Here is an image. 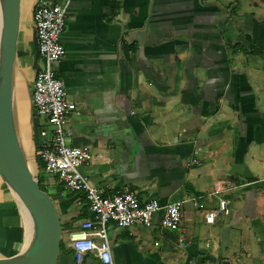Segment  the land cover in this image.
<instances>
[{
    "label": "crops",
    "instance_id": "1",
    "mask_svg": "<svg viewBox=\"0 0 264 264\" xmlns=\"http://www.w3.org/2000/svg\"><path fill=\"white\" fill-rule=\"evenodd\" d=\"M52 1L65 2L66 9L64 54L53 67L75 105L64 123L67 139L91 152L81 171L103 193L129 187L141 201L181 202L177 229L160 226V211L147 226L110 223L112 264H218V250L224 254L231 241L216 225L218 234L209 229L200 244L203 230L194 210L197 201L216 203V194H209L214 190L229 199V212L222 215L233 212L218 219L224 231L244 216L263 230L264 0ZM34 2L19 0L11 101L16 138L40 180L36 152L44 139L35 125L43 119L30 102ZM117 148L126 154L113 158ZM42 180L60 221L54 264H104L88 252L78 261L65 244L67 230L91 215L82 191H69L47 175ZM0 182L23 222L15 248L0 253L7 256L24 248L25 219L11 189ZM1 223L0 216L3 233ZM243 227L229 233L248 240L234 264H264V254L248 253Z\"/></svg>",
    "mask_w": 264,
    "mask_h": 264
},
{
    "label": "built area",
    "instance_id": "2",
    "mask_svg": "<svg viewBox=\"0 0 264 264\" xmlns=\"http://www.w3.org/2000/svg\"><path fill=\"white\" fill-rule=\"evenodd\" d=\"M65 14V2L52 0H35L31 11L38 61L36 59L30 101L35 113L52 125L50 136L37 149L36 158L43 174L59 181L69 191H83L87 199V209L91 215L67 230L66 246L73 250L78 261L88 252L101 263L112 264L107 238L110 223L123 228L133 224L147 226L152 215L160 211V226L177 229L181 218V202L168 201L161 204L154 197L141 201L137 191L129 187L103 193L81 171L80 166L88 161L91 152L86 146L68 142L64 123L75 105L66 97L63 82L53 67L54 62L64 54L60 34ZM191 162H196V159ZM40 181H43L42 178ZM212 193L216 194V206L203 209V219L207 223H212L218 213L229 212V199L217 195V190L209 192ZM195 204L198 208L206 205L201 201Z\"/></svg>",
    "mask_w": 264,
    "mask_h": 264
},
{
    "label": "water",
    "instance_id": "3",
    "mask_svg": "<svg viewBox=\"0 0 264 264\" xmlns=\"http://www.w3.org/2000/svg\"><path fill=\"white\" fill-rule=\"evenodd\" d=\"M19 25V0H2L0 14V177L35 219L37 241L29 252L0 255V264H54L60 244V221L57 208L28 168L16 138L12 119V69ZM33 65L37 44L33 34ZM31 102V101H30ZM117 153L125 155L118 148Z\"/></svg>",
    "mask_w": 264,
    "mask_h": 264
},
{
    "label": "rangeland",
    "instance_id": "4",
    "mask_svg": "<svg viewBox=\"0 0 264 264\" xmlns=\"http://www.w3.org/2000/svg\"><path fill=\"white\" fill-rule=\"evenodd\" d=\"M0 14H1V11H0ZM20 14L22 15V6H20ZM21 31H22V28H20V32L18 35V40H17L18 46L21 42V40H20ZM37 61H38V59H37ZM30 90H31V86H30ZM51 128H52V125L50 123H47L44 120L39 125H35L37 135H39L43 139L48 138L50 136ZM37 162H38V160H37ZM38 164H39L40 170H41L42 169L41 165L39 162H38ZM33 175L36 177H37V175L40 176V174L36 175L35 173ZM42 178L45 179L44 174L42 175ZM41 182L42 181H39L41 188H43L44 185H42ZM4 188H7V187L2 182H0V196L4 197V198H2L3 201L0 202V216L2 217V223L1 224L5 225L3 233L0 232V253H6L9 250L15 248L16 242H18L19 239H21V233H22V229H23V225L21 228V223H23V222H19L17 217H16L18 215V213H16L17 210H16L15 203H14L15 199H14L13 195L5 194ZM46 192L48 193V190H46ZM215 206H216L215 201H213L211 199L210 204H206L202 208L195 207L194 210L196 212L195 214L197 216L198 224L200 225V228L203 230V234H204V235L201 234L200 235L201 237H199V243L200 244H202V245L204 244V240H205L204 238H205V236L208 235L207 232L209 229H211L210 232L213 231V232H215V234H218L217 230L215 229L216 225L221 227V234H223V236L226 238V240L228 239L229 242L231 241V243L225 244L227 251L224 252V254L221 253V250H218L217 254H220V257H221V258H219L218 264H222V263H220V261H222L221 260L222 258L224 260L230 261V264H234L235 263L234 261L236 260L237 256H239V254H240V257H242L244 254L243 251L246 250V246H247L246 242H248V240L245 236H242L241 238L236 239V238H231V236L229 235L230 232L235 230V227L241 228L242 226H244L241 230L246 229L248 231L246 233H247L248 239H250V242H251L250 244H248L250 246L248 253L250 251L254 254H264V228H263V230L261 228H258V226L255 225V222L250 217L244 216L243 218H238L237 222L233 223L228 229H226L224 231L223 230V224H221V222L218 219L224 218L225 220H228L229 218H231V215L233 214L232 211L228 215H222V213H220L217 216L215 222L206 223L203 219V209L206 207H215ZM14 210L16 212H13ZM259 214H261L260 211L258 212V215ZM259 217L262 218V215H259ZM262 219H260L261 223H262ZM17 225H20V227L18 226V228H17ZM243 233H245V232H243ZM24 234H25L24 239L26 240V233H24ZM208 243L211 246L212 242H208ZM24 245H25V243H24ZM232 252L234 254H236L235 258L232 257V254H231Z\"/></svg>",
    "mask_w": 264,
    "mask_h": 264
},
{
    "label": "bare ground",
    "instance_id": "5",
    "mask_svg": "<svg viewBox=\"0 0 264 264\" xmlns=\"http://www.w3.org/2000/svg\"><path fill=\"white\" fill-rule=\"evenodd\" d=\"M1 5H2V0H0V7ZM0 11H1V8H0ZM17 200L19 201L21 205V209H22L23 216L25 219V224H26L25 225L26 240H25V245L23 248L24 251L22 250V252L24 253V252H29L32 250V248L36 244L38 233H37L36 222L32 214L28 211V209L24 206V204L19 199Z\"/></svg>",
    "mask_w": 264,
    "mask_h": 264
},
{
    "label": "trees",
    "instance_id": "6",
    "mask_svg": "<svg viewBox=\"0 0 264 264\" xmlns=\"http://www.w3.org/2000/svg\"><path fill=\"white\" fill-rule=\"evenodd\" d=\"M39 181H40V180H38V184H39L40 189L45 190L44 187L41 188ZM42 185H43V184H42ZM83 197H84L85 200H86V205H88V202H87V199H86V197H85V194H84V192L82 191V193H80V198H83Z\"/></svg>",
    "mask_w": 264,
    "mask_h": 264
}]
</instances>
